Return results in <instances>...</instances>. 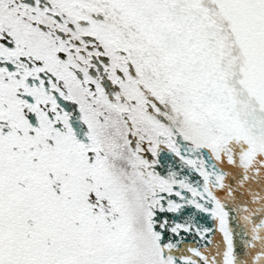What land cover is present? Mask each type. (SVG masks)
<instances>
[{
    "label": "snow or ice",
    "instance_id": "obj_1",
    "mask_svg": "<svg viewBox=\"0 0 264 264\" xmlns=\"http://www.w3.org/2000/svg\"><path fill=\"white\" fill-rule=\"evenodd\" d=\"M0 264H264V0H0Z\"/></svg>",
    "mask_w": 264,
    "mask_h": 264
}]
</instances>
